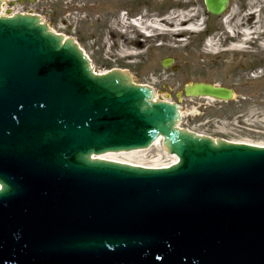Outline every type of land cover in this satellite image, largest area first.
<instances>
[{"label": "water", "instance_id": "95a60500", "mask_svg": "<svg viewBox=\"0 0 264 264\" xmlns=\"http://www.w3.org/2000/svg\"><path fill=\"white\" fill-rule=\"evenodd\" d=\"M204 2L215 16L228 4ZM74 39L0 16V264H264V146L180 128L178 104L130 70L93 73ZM183 93L233 98L204 82ZM158 136L168 167L93 157Z\"/></svg>", "mask_w": 264, "mask_h": 264}, {"label": "rangeland", "instance_id": "374dc122", "mask_svg": "<svg viewBox=\"0 0 264 264\" xmlns=\"http://www.w3.org/2000/svg\"><path fill=\"white\" fill-rule=\"evenodd\" d=\"M229 2L224 14L212 16L203 0H125L122 6L121 0H106L103 14L96 16L84 6L76 13L71 9L53 28L76 39L95 72L130 70L134 82L155 88L159 99L178 102L181 127L212 138L264 145V0ZM180 8L198 12L200 22L194 26L199 32L182 33L175 42L167 36L151 39L131 23L137 16L158 18ZM242 30L252 33L244 40ZM207 38L213 45H205ZM163 58L171 59L165 68ZM194 82L231 88L234 98L178 100L176 93ZM154 152L143 160L155 161Z\"/></svg>", "mask_w": 264, "mask_h": 264}, {"label": "bare ground", "instance_id": "6f19581e", "mask_svg": "<svg viewBox=\"0 0 264 264\" xmlns=\"http://www.w3.org/2000/svg\"><path fill=\"white\" fill-rule=\"evenodd\" d=\"M88 1H91L94 4L93 9H92V14H96V16H99L100 13L103 12L102 11L103 7H104L103 3L106 0H88ZM124 2H125V0H121V6L124 4ZM228 7H229V5H228ZM227 8H226V10H227ZM226 10L224 12H226ZM224 12H223V14H224ZM162 15L159 16L158 18H151V19L148 18L145 20H141L140 18L134 19L132 21V24L135 26L134 27L135 30H137L141 33H144V32L149 33L148 37L151 39L157 38V37L162 39L163 36H167L171 40L173 39V41L175 42V40H176L175 37H177L178 35L185 33V32H192L193 33V31H196V28H193L192 26L194 24L196 25L195 19L200 17L198 12H196V11L194 12V10H192V8L188 9V10L186 8H180L179 11L173 10L172 12L164 13V15L163 16ZM248 30H242L243 32H241L244 34L243 35L244 40L247 38V36L249 34L252 33ZM153 32H155V33H153ZM208 44H209L208 46L213 45V43L210 41L208 42ZM214 45H215V43H214ZM131 54L136 56V55L140 54V52L133 51ZM155 97L158 98L157 96H155ZM208 99H210V98H208ZM179 107L181 109V106H179ZM180 113L182 114V111H180ZM159 142H161V141H159V139H157V141H155L154 144L157 145V144H159ZM157 151H158L157 160L149 163V165L157 166V165L164 164V161H161V159L164 156L165 157H167V156L162 151H159V150H157ZM145 152L146 151H144V150L130 151L127 153L126 152H117V153L116 152H112V153L108 152V153L99 155L98 158L106 159V160H113V161L128 162V163L134 162L132 164H138L141 162V164H142L143 163L142 161H137L136 159L139 158V156L146 155L147 153L145 154ZM175 158L176 157H173V158L168 157V162L170 163V162L174 161Z\"/></svg>", "mask_w": 264, "mask_h": 264}, {"label": "flooded vegetation", "instance_id": "af4514ba", "mask_svg": "<svg viewBox=\"0 0 264 264\" xmlns=\"http://www.w3.org/2000/svg\"><path fill=\"white\" fill-rule=\"evenodd\" d=\"M86 3V4H85ZM4 0V10L12 13H21L43 18L51 27L57 23V18L65 14L81 11L83 6L92 12L93 3L85 0ZM70 26V25H69ZM68 26V27H69Z\"/></svg>", "mask_w": 264, "mask_h": 264}]
</instances>
